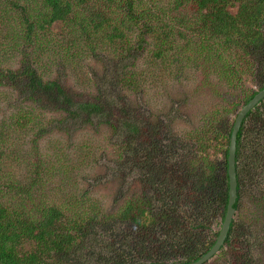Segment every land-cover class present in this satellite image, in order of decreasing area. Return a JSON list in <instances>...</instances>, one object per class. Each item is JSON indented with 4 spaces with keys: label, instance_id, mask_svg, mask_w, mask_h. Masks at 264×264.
I'll return each mask as SVG.
<instances>
[{
    "label": "trees",
    "instance_id": "obj_1",
    "mask_svg": "<svg viewBox=\"0 0 264 264\" xmlns=\"http://www.w3.org/2000/svg\"><path fill=\"white\" fill-rule=\"evenodd\" d=\"M150 1L151 6L144 0L11 2L20 15L14 38L17 46L24 42L23 62L16 69L0 68V88L11 89H0V103L6 105L0 111V140L8 134L19 135L29 123L35 135L29 145L32 154H24V161L15 159L29 164L32 159L33 172L20 178L12 167H0V184L7 186L8 195L0 202V264L188 263L215 242L228 200L226 157L233 121L239 108L264 87V0ZM55 40L65 47L51 49L48 45ZM33 45L47 47L55 61L53 69L62 74L74 68L70 57L74 47L87 49L94 58L108 47L110 54L121 56L124 62L121 89L114 98L98 88L92 92L86 86L89 78L84 79L90 77L88 71L82 72L81 81L72 72L82 88L77 92L73 85L44 77L39 68L46 65V59L49 62V51L36 55L37 60L27 58L35 54ZM138 61L144 65L137 67ZM77 68L83 67L77 64ZM145 70L155 77L153 82L173 83L175 79L179 83L186 77L196 82L203 94L197 99L199 110L194 108L197 123L183 135L188 144L201 150L203 139L207 143L216 140L221 159L204 169L191 161L183 168H165V163L153 168L161 152L160 130L156 124L141 125L137 116L126 111L131 96L126 93L140 88L138 76ZM249 79L256 82L257 90L245 86ZM229 92H237L231 103L225 97ZM46 108L59 114L60 123L71 119L85 125L93 123L95 115L102 117L113 131L121 132L125 151L138 152L137 169L143 176L129 194V189L121 193V202L116 199L107 211L90 193L89 181L96 177L87 183L82 177L80 184L67 164L56 169L59 180L44 191L41 202L33 200L34 190L47 187L38 177L43 178L48 167L41 158L30 157L39 149L38 138L45 131L46 122L39 115L43 110L48 113ZM228 114L234 117L229 125L225 123ZM1 156L2 151L0 161ZM236 179L233 207L238 215L250 183L258 186L264 181V97L247 112L237 131ZM255 202L257 211L251 220L262 225L264 191ZM253 221H246L247 226ZM249 227L233 215L213 261L252 264L245 244ZM134 229L137 236L131 233Z\"/></svg>",
    "mask_w": 264,
    "mask_h": 264
},
{
    "label": "rangeland",
    "instance_id": "obj_2",
    "mask_svg": "<svg viewBox=\"0 0 264 264\" xmlns=\"http://www.w3.org/2000/svg\"><path fill=\"white\" fill-rule=\"evenodd\" d=\"M11 2L18 5L23 4L22 0H0V68L5 69H10V67L16 69L23 62L21 49L24 42L17 46V39L14 38L20 25V15L18 9L11 5ZM144 3L149 6L152 5L150 0H144ZM106 9V7L103 8V10ZM48 46L51 49L65 47L61 41L56 40ZM31 50L35 51V54H30L27 58L35 60L38 58L36 55L42 56L49 51L47 47L37 45H33ZM86 51L87 49L82 50L77 46L74 47V53L70 57L74 60L75 65L74 68L71 67V73L62 74L60 71L53 69L55 61L49 56L50 51L46 53L49 62L47 63L48 59H46V65L39 69L44 77L56 78L62 85L66 84L71 88L75 86L76 92L82 88L76 84L73 73L77 75V80L81 81L82 74L88 71L90 77L84 79L89 78L87 83L91 87L86 86L92 92H97L96 88H98L101 94L114 98L117 89H121L120 76L124 72L122 57L110 54L106 46L97 51L98 53L102 52L97 58L92 57ZM136 63L137 67L144 65L141 61ZM77 64L83 68L78 69ZM145 71L147 72L138 76L140 88L135 92H132V89L128 90L127 93L125 92L131 95L126 111L130 115L137 116L141 125L151 127V125L156 124L160 130V136L158 133V137L161 152L156 155L153 168H158L161 163L168 165L165 168L170 165L183 168L185 164L191 161L192 164L197 163V168L204 169L205 165L211 163L214 159H221L217 152L220 146L216 144V140L207 143L203 139V150H201L197 146L188 144L189 139L183 135L184 132L189 130V127L197 123L195 110H199L198 104L203 94L200 95L201 89L198 88L197 90L196 82L189 77L181 79L179 83L175 79L173 83L172 81L169 83L167 81L163 83L161 81L153 82L155 77L148 74V70ZM255 83L252 79H249L245 86L257 90L258 86ZM1 87L3 88V86ZM4 91L9 92L11 89L6 87L2 89V92ZM125 93L123 94L124 100H126ZM236 95L237 92L233 94L229 92L225 97L231 103ZM198 98L200 100H197ZM5 107V103L2 101L0 111ZM46 109L49 111L48 113L43 110L39 115L46 122L45 131L38 138L39 149L33 154L35 157L33 155L30 157L41 158L45 162V166L48 167L43 178L38 177L40 183L46 181L47 187L44 186L37 191L34 190L33 200L38 203L41 202L40 199L43 198L44 191H48L49 185H53L54 181L59 180L61 174H59V177L55 176L56 169L67 164L69 170H71V176L80 184H82V177L86 183L90 177H96L95 179L92 177L89 181L90 193L96 195L95 197L99 199L107 211L112 208L116 199L121 202V193H125L129 189V194L131 186L138 180L139 176H143L137 169L138 155L136 154L138 152L125 151L121 132L113 131L109 125L103 123L102 117L95 115L93 123L85 125L80 120L71 119H65L60 123L57 121L60 118L59 114L54 110ZM33 117L34 119L37 118L35 115ZM233 118V114H228L225 123L227 121L228 125L231 124ZM24 127L23 133L20 131L19 135L8 134L2 137L3 140H0V151L3 154L0 167L4 169L12 167L11 170L14 175L20 178H24L25 174L28 175L30 170L33 172L32 159L29 161L30 164L28 162L19 163L15 160L24 161L21 159L24 154H32L29 145H32L31 140L34 139L35 133L30 130V123ZM77 164L78 169H73V166ZM16 165L19 166L16 167ZM15 181L18 183L16 179ZM0 185V202H4L6 196H8L7 186ZM172 186L173 182L170 183V187ZM263 191L264 181L258 186L250 183L248 186L249 193L241 200V212L238 215L236 212L234 213V219L242 223L245 228L249 227L246 221H253L251 220V214L257 211L255 199ZM219 220L218 217L213 227L217 228ZM249 228V230L247 229L245 244L248 246L249 253L252 254V264H264V223L261 225L257 221H253ZM131 233L137 236L135 229ZM112 239L111 236L110 240ZM116 241L118 243V239ZM224 261L221 259L213 261L210 258L207 263L228 264V260Z\"/></svg>",
    "mask_w": 264,
    "mask_h": 264
},
{
    "label": "water",
    "instance_id": "obj_3",
    "mask_svg": "<svg viewBox=\"0 0 264 264\" xmlns=\"http://www.w3.org/2000/svg\"><path fill=\"white\" fill-rule=\"evenodd\" d=\"M264 97V87L258 89L255 94L245 103L243 104L238 112L235 115L233 126L231 129L228 151H227V174H228V200L226 205L225 214L223 220L220 225V229L218 235L216 237L215 242L206 251L201 257H199L195 261H191L188 263H178V264H202L208 259H210L215 253L218 252L220 246L222 245L224 238L227 234L230 222L235 212V208L233 204L235 203L237 197V179H236V135L237 131L242 123L243 118L247 114V112L254 107V105ZM145 264H171V263H145Z\"/></svg>",
    "mask_w": 264,
    "mask_h": 264
}]
</instances>
